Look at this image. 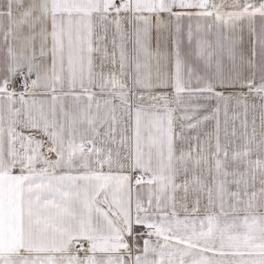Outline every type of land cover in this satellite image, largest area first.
<instances>
[{
	"label": "snow or ice",
	"instance_id": "1",
	"mask_svg": "<svg viewBox=\"0 0 264 264\" xmlns=\"http://www.w3.org/2000/svg\"><path fill=\"white\" fill-rule=\"evenodd\" d=\"M0 264H264V0H0Z\"/></svg>",
	"mask_w": 264,
	"mask_h": 264
}]
</instances>
